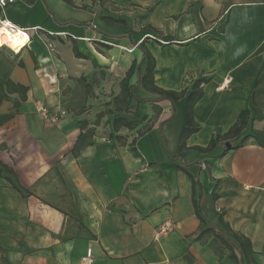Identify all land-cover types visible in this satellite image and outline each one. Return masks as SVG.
Listing matches in <instances>:
<instances>
[{
	"label": "crops",
	"instance_id": "0c3cea01",
	"mask_svg": "<svg viewBox=\"0 0 264 264\" xmlns=\"http://www.w3.org/2000/svg\"><path fill=\"white\" fill-rule=\"evenodd\" d=\"M0 19L31 37L17 53L0 46V264H80L87 249L93 264H233L198 238L193 182L203 214H221L264 264V0H14ZM132 63V126L91 124L110 75L113 101ZM149 63L162 91L204 79L185 149V97L145 86ZM245 109L243 146L195 148Z\"/></svg>",
	"mask_w": 264,
	"mask_h": 264
},
{
	"label": "trees",
	"instance_id": "16d2710c",
	"mask_svg": "<svg viewBox=\"0 0 264 264\" xmlns=\"http://www.w3.org/2000/svg\"><path fill=\"white\" fill-rule=\"evenodd\" d=\"M103 20H110L114 22H126L124 19H118L112 16H102ZM75 55L77 57L85 58L84 55L80 54L75 49ZM151 69L152 65L150 63L146 69V73L142 78L145 86L164 92L166 95H169L171 98L178 100L185 97V125L179 136L180 148L185 149L186 140L189 136L196 133L199 130V125L193 119V106L201 97V92L199 85L204 79L196 80L192 88L186 92L185 90L175 92V91H162L159 88L155 87L152 83L151 78ZM134 73V63L131 64L129 69L126 71L125 77L120 81V92L113 98L114 103L116 104H126L131 100H135L137 103H142L132 92L131 86L129 85V79ZM250 110H242L236 121L229 127V129L222 135H217L214 138H211L206 147H195L199 151H209L215 147V143L218 140H224L226 143H229L230 147L225 148L221 154H224L226 151L231 149H238L243 146L244 142L252 136L250 130L248 131V124L250 121ZM132 120L125 117H114L113 119V129L117 130L119 126H126L130 128L132 126ZM236 139V143L232 144V140ZM132 150V149H131ZM134 151V149H133ZM136 154V152H135ZM198 191L197 196L195 197V192ZM212 199L217 198V194L211 193ZM200 186L193 182L192 186V202L195 210V215L201 222V229L198 234V238H201L205 235H212L214 239L219 240V242L226 247L229 251V258L232 260L233 264H254L253 261V251L251 248V243L249 239L245 238L243 235L233 231L227 223L223 221L221 214L214 213L211 217H207L203 214L200 209Z\"/></svg>",
	"mask_w": 264,
	"mask_h": 264
},
{
	"label": "rangeland",
	"instance_id": "374dc122",
	"mask_svg": "<svg viewBox=\"0 0 264 264\" xmlns=\"http://www.w3.org/2000/svg\"><path fill=\"white\" fill-rule=\"evenodd\" d=\"M109 79L110 82V88L109 90L106 91V93L101 94V92H98V94L102 95L101 100L98 101V103L95 102V108L93 110H89V116L90 118L87 120L91 124H95L96 126H102L103 129H108V126H110L111 122L113 121L114 117L120 116V117H125L127 119L133 118L132 114V107L129 105V103H126L123 106L122 111L117 112V110L114 108V103L112 104V95H113V88L115 87V81H116V76L114 78L112 77ZM98 96L94 94V99L96 100ZM109 105V107H108ZM106 116V117H105ZM210 237V235H207ZM212 236V235H211ZM210 244L215 250L218 251L219 254H228L229 251L226 249L225 246H223L219 240L211 238L210 237ZM232 262V260H231Z\"/></svg>",
	"mask_w": 264,
	"mask_h": 264
},
{
	"label": "built area",
	"instance_id": "2783aa9c",
	"mask_svg": "<svg viewBox=\"0 0 264 264\" xmlns=\"http://www.w3.org/2000/svg\"><path fill=\"white\" fill-rule=\"evenodd\" d=\"M14 0H0V7L4 8L6 7L8 4H11ZM8 23L9 26L6 28V30L8 32L11 33H15L17 31H20L23 33L24 37H26V39H22L21 43H19L18 49H13L10 46H6L10 49V51H12L13 53H17L19 52L22 48L28 46L31 42V37L28 34V29L27 28H20L17 27L15 24H13L12 22L6 20V19H0V29H5V23ZM5 46V45H3ZM48 46L51 48V45L48 44ZM131 51V50H129ZM39 114L41 115V117L49 123H54L57 121V117L55 115H52L49 113V111L47 109H45L44 107H39L38 109ZM168 223H165L164 227H167ZM164 227H161L160 230H162ZM80 264H93V256H92V252L90 249H87L84 253V255L81 256L80 258Z\"/></svg>",
	"mask_w": 264,
	"mask_h": 264
},
{
	"label": "clouds",
	"instance_id": "9594fccd",
	"mask_svg": "<svg viewBox=\"0 0 264 264\" xmlns=\"http://www.w3.org/2000/svg\"><path fill=\"white\" fill-rule=\"evenodd\" d=\"M8 26H9V24L6 22L5 23V29ZM5 29H0V33L3 34V42L4 43H11L14 47L16 44L21 43L22 39H26V37H24L23 33L20 31H17V32H15V34H13V33L6 32Z\"/></svg>",
	"mask_w": 264,
	"mask_h": 264
},
{
	"label": "bare ground",
	"instance_id": "6f19581e",
	"mask_svg": "<svg viewBox=\"0 0 264 264\" xmlns=\"http://www.w3.org/2000/svg\"><path fill=\"white\" fill-rule=\"evenodd\" d=\"M5 31L8 32L6 29H5ZM9 33H11V32H9ZM13 34H15V33H13ZM3 45L10 46V47H12L13 49L16 50V49H18L19 43L16 44L14 47H13V45L11 43H4L3 42V34L0 33V46H3Z\"/></svg>",
	"mask_w": 264,
	"mask_h": 264
},
{
	"label": "water",
	"instance_id": "95a60500",
	"mask_svg": "<svg viewBox=\"0 0 264 264\" xmlns=\"http://www.w3.org/2000/svg\"><path fill=\"white\" fill-rule=\"evenodd\" d=\"M225 147L228 149L230 147L229 143H225Z\"/></svg>",
	"mask_w": 264,
	"mask_h": 264
}]
</instances>
